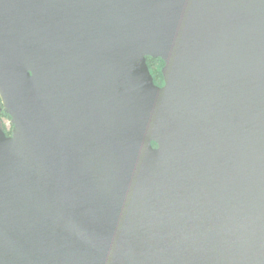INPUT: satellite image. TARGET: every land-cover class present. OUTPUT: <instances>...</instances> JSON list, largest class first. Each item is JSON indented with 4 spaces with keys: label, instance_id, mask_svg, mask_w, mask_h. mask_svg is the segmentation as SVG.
Segmentation results:
<instances>
[{
    "label": "water",
    "instance_id": "obj_1",
    "mask_svg": "<svg viewBox=\"0 0 264 264\" xmlns=\"http://www.w3.org/2000/svg\"><path fill=\"white\" fill-rule=\"evenodd\" d=\"M0 104V264H264V0H0Z\"/></svg>",
    "mask_w": 264,
    "mask_h": 264
},
{
    "label": "flooded vegetation",
    "instance_id": "obj_2",
    "mask_svg": "<svg viewBox=\"0 0 264 264\" xmlns=\"http://www.w3.org/2000/svg\"><path fill=\"white\" fill-rule=\"evenodd\" d=\"M147 63H148L150 70H151V65L156 64V63L161 64V67H160L161 70L159 72L158 77H156L152 72L151 73L153 74L155 83L157 85L162 86L164 84V78L162 75V67L164 66V61L161 58H154V57L148 56ZM2 111H3V108H2V105L0 104V113H2Z\"/></svg>",
    "mask_w": 264,
    "mask_h": 264
},
{
    "label": "rangeland",
    "instance_id": "obj_3",
    "mask_svg": "<svg viewBox=\"0 0 264 264\" xmlns=\"http://www.w3.org/2000/svg\"><path fill=\"white\" fill-rule=\"evenodd\" d=\"M160 67H161V64H158V63L151 65V71L153 72V74L156 77L159 76V72L161 70ZM0 120H1L2 126L5 128V131L11 133V131L13 129V125H11V123H9L10 122V118L5 116V115H2L0 117Z\"/></svg>",
    "mask_w": 264,
    "mask_h": 264
},
{
    "label": "trees",
    "instance_id": "obj_4",
    "mask_svg": "<svg viewBox=\"0 0 264 264\" xmlns=\"http://www.w3.org/2000/svg\"><path fill=\"white\" fill-rule=\"evenodd\" d=\"M152 72V71H151ZM153 73V72H152ZM2 115H5V116H7V117H9V115H7L6 113H5V111L3 110L2 111V113H0V117L2 116ZM10 118V117H9ZM3 127V126H2ZM4 128V127H3ZM5 129V128H4ZM8 134H10V132H7Z\"/></svg>",
    "mask_w": 264,
    "mask_h": 264
},
{
    "label": "built area",
    "instance_id": "obj_5",
    "mask_svg": "<svg viewBox=\"0 0 264 264\" xmlns=\"http://www.w3.org/2000/svg\"><path fill=\"white\" fill-rule=\"evenodd\" d=\"M9 123H11V125H12L11 119H10V122Z\"/></svg>",
    "mask_w": 264,
    "mask_h": 264
}]
</instances>
